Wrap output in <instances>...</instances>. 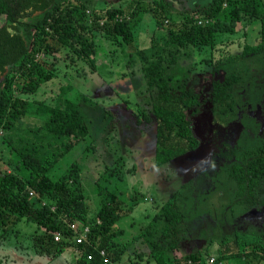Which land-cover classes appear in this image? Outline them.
<instances>
[{"label": "trees", "instance_id": "trees-1", "mask_svg": "<svg viewBox=\"0 0 264 264\" xmlns=\"http://www.w3.org/2000/svg\"><path fill=\"white\" fill-rule=\"evenodd\" d=\"M145 12L154 16L158 27L166 24V34L153 39L154 56L144 59L143 67L145 85L154 93V163L162 165L199 146L193 132L194 116L207 101L218 108L229 106L227 90L232 83L231 77L215 82L207 98L195 87L185 86L186 79L180 82L179 76L167 71L168 66L177 64L181 56L190 58L192 49L200 53L206 46L212 59L221 42L217 38L234 34L237 23L244 19L259 21V42L242 44L229 39L226 45L235 41L242 47L236 59L257 52L264 43V0H210L203 7L179 13L167 0H129L104 9L93 5V0H0V129L17 168L0 172V239L25 220L43 230L38 236L40 250L47 244L57 256L65 248L77 246L76 262L80 264L120 261L123 246L116 240L115 224L122 215V202L106 194L96 217L88 220L78 165L69 166L56 179L48 175L89 134L76 90L66 92L64 104L34 101L28 96L53 78L55 53L62 49L85 62L92 72L97 55L95 36L100 30L114 44L120 45L121 37L129 44L131 56L134 20ZM228 177L236 182L244 203L262 205L264 141L238 156ZM179 199L176 193L164 202L138 237L148 242L158 264H165V254L168 264H209L204 258L206 251L181 258L168 254L180 241L183 214ZM73 223L77 231L81 224L89 226L82 243H76V233L70 227ZM55 232L61 233L58 241ZM47 245L46 251L50 250ZM234 245L235 251L222 253L213 264H264L263 242L244 238L235 239Z\"/></svg>", "mask_w": 264, "mask_h": 264}, {"label": "rangeland", "instance_id": "rangeland-1", "mask_svg": "<svg viewBox=\"0 0 264 264\" xmlns=\"http://www.w3.org/2000/svg\"><path fill=\"white\" fill-rule=\"evenodd\" d=\"M128 1L93 0V5L104 9ZM167 1L176 13L210 2ZM134 22L131 56L127 53L129 44L123 43L121 37V44H114L100 30L95 36L97 55L92 72L85 62L62 49L55 53L53 78L28 96L34 101L64 104L66 92L74 88L88 126L89 134L48 175L56 179L69 166L78 165L88 220L96 217L106 194L122 202V215L115 228L123 253L115 264H158L148 242L138 234L176 193L180 195L178 206L183 222L177 248L168 251L171 257L206 251L205 260L213 264L222 253L236 250L235 239L264 243V190L259 197L263 204L249 206L238 195L236 182L228 177V169L238 156L264 141V43L243 59L235 58L242 51L235 41L226 45L229 39L257 44L259 21L241 20L234 34L218 37L221 42L212 59L206 46L200 53L192 49L190 58L181 56L177 64L168 66L167 71L179 76L180 82L186 79L185 86L195 87L207 98L215 82L231 77L232 83L227 90L229 106L218 108L207 101L194 116L193 132L199 146L162 165L154 163V93L145 85L143 67L144 59L154 56L153 39L166 34V24L158 27L148 12L141 13ZM4 134L0 129V172L14 171L16 157L2 141ZM42 232L32 222H19L0 239V264H80L76 262L77 246L65 248L57 256L47 244L40 250L38 236ZM46 245L50 250L46 251ZM165 258L168 264L167 254Z\"/></svg>", "mask_w": 264, "mask_h": 264}, {"label": "built area", "instance_id": "built-area-1", "mask_svg": "<svg viewBox=\"0 0 264 264\" xmlns=\"http://www.w3.org/2000/svg\"><path fill=\"white\" fill-rule=\"evenodd\" d=\"M81 231H77V225L76 224H71V229L76 233L75 234V239H76V243H82L83 240L86 237L87 232L89 231V226L81 224ZM61 238V233L60 232H55L54 233V240L58 241ZM104 251H101V255H104ZM90 258V256H89ZM106 261V260H105Z\"/></svg>", "mask_w": 264, "mask_h": 264}]
</instances>
